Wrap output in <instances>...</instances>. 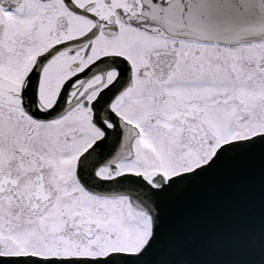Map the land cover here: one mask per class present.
Returning a JSON list of instances; mask_svg holds the SVG:
<instances>
[{
  "label": "snow or ice",
  "instance_id": "snow-or-ice-1",
  "mask_svg": "<svg viewBox=\"0 0 264 264\" xmlns=\"http://www.w3.org/2000/svg\"><path fill=\"white\" fill-rule=\"evenodd\" d=\"M249 159L225 264H264V0H0V264H193L169 207Z\"/></svg>",
  "mask_w": 264,
  "mask_h": 264
},
{
  "label": "water",
  "instance_id": "water-1",
  "mask_svg": "<svg viewBox=\"0 0 264 264\" xmlns=\"http://www.w3.org/2000/svg\"><path fill=\"white\" fill-rule=\"evenodd\" d=\"M260 199L259 162L249 159L189 189L169 207L165 244L193 264L259 259L253 236L261 224Z\"/></svg>",
  "mask_w": 264,
  "mask_h": 264
}]
</instances>
